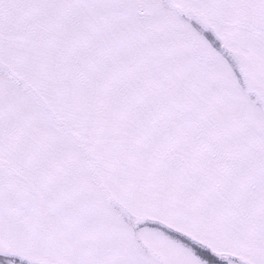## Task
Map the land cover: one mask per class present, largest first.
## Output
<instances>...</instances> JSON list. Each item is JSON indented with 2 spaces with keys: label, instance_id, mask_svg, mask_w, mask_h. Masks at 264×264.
Instances as JSON below:
<instances>
[{
  "label": "snow or ice",
  "instance_id": "snow-or-ice-1",
  "mask_svg": "<svg viewBox=\"0 0 264 264\" xmlns=\"http://www.w3.org/2000/svg\"><path fill=\"white\" fill-rule=\"evenodd\" d=\"M0 264H264V0H0Z\"/></svg>",
  "mask_w": 264,
  "mask_h": 264
}]
</instances>
